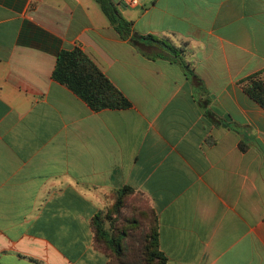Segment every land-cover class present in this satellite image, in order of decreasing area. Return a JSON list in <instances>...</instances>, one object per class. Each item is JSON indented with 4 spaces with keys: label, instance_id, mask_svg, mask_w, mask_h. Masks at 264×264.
<instances>
[{
    "label": "crops",
    "instance_id": "obj_1",
    "mask_svg": "<svg viewBox=\"0 0 264 264\" xmlns=\"http://www.w3.org/2000/svg\"><path fill=\"white\" fill-rule=\"evenodd\" d=\"M0 0V264H110L90 218L143 193L169 264H264V0ZM77 46L130 101L91 109L51 77ZM239 142L244 147L240 148Z\"/></svg>",
    "mask_w": 264,
    "mask_h": 264
},
{
    "label": "trees",
    "instance_id": "obj_2",
    "mask_svg": "<svg viewBox=\"0 0 264 264\" xmlns=\"http://www.w3.org/2000/svg\"><path fill=\"white\" fill-rule=\"evenodd\" d=\"M117 33L162 44L174 56L180 47L150 33H132L131 20L124 18L112 0H96ZM51 77L78 95L93 110L124 108L128 98L79 47L60 49ZM240 87L264 108V69L239 79ZM240 148L244 145L239 142ZM136 194V195H135ZM135 195V196H134ZM104 206L90 218L94 245L108 256L110 264H169L158 246L156 215L143 193L130 185L104 191Z\"/></svg>",
    "mask_w": 264,
    "mask_h": 264
},
{
    "label": "built area",
    "instance_id": "obj_3",
    "mask_svg": "<svg viewBox=\"0 0 264 264\" xmlns=\"http://www.w3.org/2000/svg\"><path fill=\"white\" fill-rule=\"evenodd\" d=\"M118 1L124 4H130V5H134L139 2V0H118Z\"/></svg>",
    "mask_w": 264,
    "mask_h": 264
},
{
    "label": "rangeland",
    "instance_id": "obj_4",
    "mask_svg": "<svg viewBox=\"0 0 264 264\" xmlns=\"http://www.w3.org/2000/svg\"><path fill=\"white\" fill-rule=\"evenodd\" d=\"M135 195H136V194H135ZM135 195H134V196H135Z\"/></svg>",
    "mask_w": 264,
    "mask_h": 264
}]
</instances>
